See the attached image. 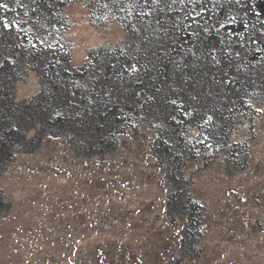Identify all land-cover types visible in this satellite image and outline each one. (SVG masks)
I'll return each instance as SVG.
<instances>
[{
  "label": "rangeland",
  "instance_id": "obj_1",
  "mask_svg": "<svg viewBox=\"0 0 264 264\" xmlns=\"http://www.w3.org/2000/svg\"><path fill=\"white\" fill-rule=\"evenodd\" d=\"M237 1L0 0V264H264V89L182 85Z\"/></svg>",
  "mask_w": 264,
  "mask_h": 264
},
{
  "label": "bare ground",
  "instance_id": "obj_2",
  "mask_svg": "<svg viewBox=\"0 0 264 264\" xmlns=\"http://www.w3.org/2000/svg\"><path fill=\"white\" fill-rule=\"evenodd\" d=\"M240 3L237 1L229 6H227V4H223L218 7V14H216V17L220 20L218 26H214L215 35L211 42L216 47V52L213 54L214 61H209L213 58V55L210 53L207 57L208 60H204L202 62H200L201 60L198 62L192 60L188 62L185 69L192 70L193 68H197L198 71L203 72V75H196L195 77L188 76L182 80L183 89L187 88L188 91L196 89L198 92L207 94L209 97L214 96L215 98H221L220 106L222 105L225 108L232 107L233 109H237L238 112L236 117L243 115L248 109H250L253 100L259 97L260 93H262L264 89V70H262V72H258L260 80H257L252 76H246L244 70L237 64L242 60L245 62L248 60L262 61L261 59L264 58V54L262 53V50L264 49V35L262 34V30L259 26L262 23V20H257L256 18L254 19V16L262 19L261 17L264 15V0H254L244 4L243 2L242 4ZM228 10H232V12L239 14H243L245 10L244 17H246L247 21H243L244 23L242 24V19L239 18L235 21L226 22L225 18L222 16L226 14ZM250 16H253V18H248ZM247 23L250 25L254 24L255 26L246 30ZM243 30H245V32L243 35L241 34V36H236L235 38H229L228 36L232 33L237 35L239 31ZM226 51H229V53ZM231 74L235 75V77L232 78ZM241 79L245 80V84H242ZM207 107L210 106L207 105ZM213 110L215 111V109ZM172 127L173 124L169 126V131ZM169 138L171 139V143L173 145V147H171L176 150V155L178 157L180 155H184L186 151L191 149L192 143L190 141H185L184 136L177 135L174 138ZM159 140L161 141L164 139L163 137H160ZM205 150L206 148H202L200 153H204Z\"/></svg>",
  "mask_w": 264,
  "mask_h": 264
}]
</instances>
